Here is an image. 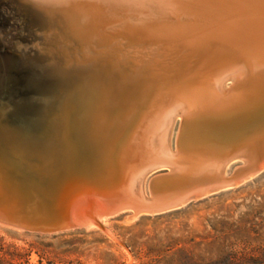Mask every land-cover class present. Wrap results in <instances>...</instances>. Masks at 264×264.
I'll use <instances>...</instances> for the list:
<instances>
[{
  "label": "bare ground",
  "instance_id": "obj_1",
  "mask_svg": "<svg viewBox=\"0 0 264 264\" xmlns=\"http://www.w3.org/2000/svg\"><path fill=\"white\" fill-rule=\"evenodd\" d=\"M60 6L70 8L61 13L65 36L50 25L54 22L50 19L46 32L31 35L36 41L33 55L46 63L61 59L55 65L68 67L58 77V94L46 97L48 107L42 108L44 117L51 119L47 141L56 146L69 141L72 127L69 113H63L65 102L71 101L70 88L88 66L93 72L106 68L118 76L113 94L105 92L100 81L88 82L92 97L84 114V143L80 149L71 143L74 147L66 156L69 171L76 159L82 169L103 171L98 148L103 136L111 139L118 154L116 189L133 201L148 196L146 183L158 166L173 168L156 184V196L162 198L203 184L235 185L264 168V0H64ZM88 22L86 30L71 28V23ZM233 27L248 37L239 35L242 39L230 45L218 43L220 37L231 35ZM112 44L116 49L109 58L101 57L103 46ZM181 115L186 138L172 146L173 126ZM238 158L244 166L226 175V166ZM39 189L24 191L31 208L50 221L66 214V229L105 226L108 216L128 207V219L142 211L121 206L118 196L106 197L95 187L84 186L65 200L59 193L42 198ZM0 226L22 231L18 226Z\"/></svg>",
  "mask_w": 264,
  "mask_h": 264
},
{
  "label": "water",
  "instance_id": "obj_2",
  "mask_svg": "<svg viewBox=\"0 0 264 264\" xmlns=\"http://www.w3.org/2000/svg\"><path fill=\"white\" fill-rule=\"evenodd\" d=\"M69 11V7L62 8L58 5L50 11L51 14L50 12L46 14L29 1L28 4L22 5L11 0H0V110L1 107L7 106L5 111H0V131L5 138L0 141V223L39 233L57 232L69 227L66 214L54 221L37 215L24 192L34 193V188L41 189L38 191L42 194V198L59 193L64 195L65 200L66 195L76 193L84 186L95 187L96 191L106 197L118 196L117 201L122 204L121 206L139 207L142 210L140 214H160L231 186L232 184L213 187L211 184H203L175 196L158 197L155 193L156 184L168 178L173 172L172 165H164L158 166L150 173L146 183L148 196H135L136 201L127 199L126 193L119 195V190L116 189L120 179L118 154L115 147H112L111 139L106 136L101 137L98 142L103 171L98 173L90 169H82L79 167L81 164L78 159L74 161V167L69 171L66 167V156L69 149L74 147V143L67 141L56 146L47 141L51 133L48 124L51 119L50 116L44 117L41 113L42 108L48 107L46 97L50 94H58L55 92L59 88L58 77L62 76L68 67L59 69L60 66L55 64H59L61 59H57L58 62L55 63H46L42 56L29 55L25 47H21L24 44L30 46L27 39L31 30L41 28L46 32V27L49 28L46 25L50 20L54 21L50 25L55 27L60 35L65 36L61 27L63 23L61 13L65 14ZM48 19L50 20L47 21ZM10 22L16 25L14 29L10 28ZM90 26L89 22L81 26L71 23V28L78 31L86 30ZM231 29L233 31L234 27ZM12 30L13 33H9ZM240 32L237 28L231 35L220 37L218 43L233 44L242 39L239 36ZM258 35L260 32L254 34V37ZM245 37H248V33ZM16 42L18 44H14ZM104 46L100 50V55L108 59L109 52H113L116 47L112 44L110 48L105 47L104 50ZM89 50L94 52L92 48ZM90 67L88 66L85 71ZM69 103V101L65 102L67 107L63 111L64 114L69 113L73 108L74 104ZM184 119V115H181L174 137V146L186 138ZM76 151L74 149L73 155ZM162 168L163 170L157 171ZM205 191L207 194L204 193Z\"/></svg>",
  "mask_w": 264,
  "mask_h": 264
},
{
  "label": "rangeland",
  "instance_id": "obj_3",
  "mask_svg": "<svg viewBox=\"0 0 264 264\" xmlns=\"http://www.w3.org/2000/svg\"><path fill=\"white\" fill-rule=\"evenodd\" d=\"M9 25L16 27L13 22ZM43 31L31 30L27 39L31 45L21 46L30 55L36 42L31 35L34 32L41 35ZM116 76L106 68L88 70L70 88V102L74 105L68 121L73 131L67 138L79 144L75 146L77 149L84 143L81 137L87 127L84 114L91 104L87 85L100 81L104 91L113 94L118 85ZM178 122L173 126L172 146ZM241 166H244L242 159L232 160L226 166V175ZM128 212L108 216L105 226L100 223L94 228L52 233L15 231L0 226V264H212L242 249L259 248L264 253V168L242 182L177 209L140 214L133 219L127 218Z\"/></svg>",
  "mask_w": 264,
  "mask_h": 264
},
{
  "label": "trees",
  "instance_id": "obj_4",
  "mask_svg": "<svg viewBox=\"0 0 264 264\" xmlns=\"http://www.w3.org/2000/svg\"><path fill=\"white\" fill-rule=\"evenodd\" d=\"M212 264H264V253L259 248L242 249L226 255Z\"/></svg>",
  "mask_w": 264,
  "mask_h": 264
},
{
  "label": "clouds",
  "instance_id": "obj_5",
  "mask_svg": "<svg viewBox=\"0 0 264 264\" xmlns=\"http://www.w3.org/2000/svg\"><path fill=\"white\" fill-rule=\"evenodd\" d=\"M64 0H30V3L37 8L42 10L46 14L52 11L55 7L62 4Z\"/></svg>",
  "mask_w": 264,
  "mask_h": 264
}]
</instances>
